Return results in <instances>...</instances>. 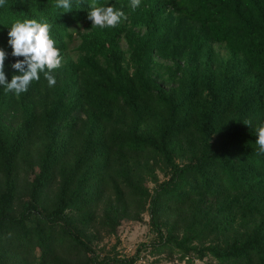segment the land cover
Instances as JSON below:
<instances>
[{
	"label": "trees",
	"instance_id": "trees-1",
	"mask_svg": "<svg viewBox=\"0 0 264 264\" xmlns=\"http://www.w3.org/2000/svg\"><path fill=\"white\" fill-rule=\"evenodd\" d=\"M91 3L72 0L70 12L56 0L0 7L8 82L19 74L8 44L16 19L51 24L64 58L55 86L43 73L19 96L0 86V264H137L147 253L264 264V155L255 143L264 0H141L135 10L130 0H96L127 16L106 29L92 28ZM76 36L79 57L65 61ZM23 169L33 175L26 201ZM145 212L156 238L133 256L94 249Z\"/></svg>",
	"mask_w": 264,
	"mask_h": 264
},
{
	"label": "clouds",
	"instance_id": "clouds-1",
	"mask_svg": "<svg viewBox=\"0 0 264 264\" xmlns=\"http://www.w3.org/2000/svg\"><path fill=\"white\" fill-rule=\"evenodd\" d=\"M131 8L135 10L141 4V0H130ZM6 4V0H0V7ZM57 8L63 12L73 9L72 0H56ZM88 12V20L92 22V28H115L122 19L127 16L122 10L113 6H97L96 0H92ZM52 25L46 21L37 19H16L8 31V44L12 48L11 55L16 62L11 65L19 74L13 75L8 82L5 75V60L7 54L0 50V86L5 92H12L19 96L26 92L34 81L40 80L43 73L49 87L55 86V72L63 66V55L56 47V41L51 37ZM22 58V59H19ZM245 124L251 126L250 122ZM256 144L259 154L264 155V124L256 128Z\"/></svg>",
	"mask_w": 264,
	"mask_h": 264
},
{
	"label": "rangeland",
	"instance_id": "rangeland-1",
	"mask_svg": "<svg viewBox=\"0 0 264 264\" xmlns=\"http://www.w3.org/2000/svg\"><path fill=\"white\" fill-rule=\"evenodd\" d=\"M83 31L86 30V24L81 28ZM80 44V39L76 36V40L71 44L70 49L65 55V61L73 60L76 61L79 57L78 46ZM121 48L123 51L127 50V45L125 40L121 41ZM215 48L221 53L222 56H227V51L223 46L216 45ZM35 151H33L34 154ZM160 180H164V174L160 170H156L155 173ZM24 169L22 173L19 175V189L22 191L21 200L26 201L29 199L27 196L28 192V181L32 180L33 175L31 174L28 177ZM146 186L153 189L154 184L148 180L146 182ZM1 190V184H0ZM15 209L20 208V201H16ZM102 209V208H101ZM103 212L99 211V215L102 217ZM141 221L134 220H124L121 222V225L117 229V233L115 235H103L101 239L96 240L93 243L94 249L97 250L102 256L105 254H111L112 256H123V257H131L136 253L137 247L141 243H150L153 241L156 236L153 232V229L150 226V215L145 212L141 216ZM137 264H187L185 262H180L177 258H167L166 255L162 257H152L148 253L146 255L143 254V259L139 261ZM194 264H207V259L205 261L196 260Z\"/></svg>",
	"mask_w": 264,
	"mask_h": 264
}]
</instances>
